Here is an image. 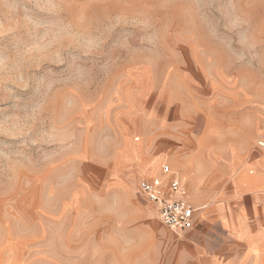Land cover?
<instances>
[{"label": "rangeland", "instance_id": "1", "mask_svg": "<svg viewBox=\"0 0 264 264\" xmlns=\"http://www.w3.org/2000/svg\"><path fill=\"white\" fill-rule=\"evenodd\" d=\"M0 264H264V0H0Z\"/></svg>", "mask_w": 264, "mask_h": 264}, {"label": "built area", "instance_id": "2", "mask_svg": "<svg viewBox=\"0 0 264 264\" xmlns=\"http://www.w3.org/2000/svg\"><path fill=\"white\" fill-rule=\"evenodd\" d=\"M139 189L156 209L163 226L176 233L196 226L198 209L190 201L181 179L167 163L160 166L159 174L142 176Z\"/></svg>", "mask_w": 264, "mask_h": 264}, {"label": "crops", "instance_id": "3", "mask_svg": "<svg viewBox=\"0 0 264 264\" xmlns=\"http://www.w3.org/2000/svg\"><path fill=\"white\" fill-rule=\"evenodd\" d=\"M199 214H200V212H198V217H199ZM198 217H197V224H196V225L199 224ZM195 227H196V226H195Z\"/></svg>", "mask_w": 264, "mask_h": 264}]
</instances>
